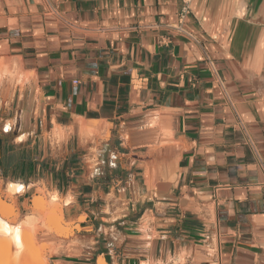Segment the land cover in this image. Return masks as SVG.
Wrapping results in <instances>:
<instances>
[{"label": "crops", "instance_id": "0c3cea01", "mask_svg": "<svg viewBox=\"0 0 264 264\" xmlns=\"http://www.w3.org/2000/svg\"><path fill=\"white\" fill-rule=\"evenodd\" d=\"M184 1L0 0V190L64 201L50 264H264V0Z\"/></svg>", "mask_w": 264, "mask_h": 264}, {"label": "rangeland", "instance_id": "374dc122", "mask_svg": "<svg viewBox=\"0 0 264 264\" xmlns=\"http://www.w3.org/2000/svg\"><path fill=\"white\" fill-rule=\"evenodd\" d=\"M6 191L0 190V203L5 207L7 212L8 219L15 218L12 221V224L17 225L21 222L22 214H17V211L14 206L13 197L16 195L13 191L5 186ZM92 188V187H90ZM39 196L33 199V210L35 213H38L40 217L38 219H30V225L22 223V228L25 236V246L26 250H23L22 257L21 254L17 258L21 257L23 261H16L15 264H50L48 261V255L53 253L55 248L51 247L50 244H46L43 240L45 236L44 233L53 234L57 237L62 238H71L74 236L73 231L78 230V226H73L72 224H66L63 222L61 216L60 207L64 201H59L52 203L50 198L51 193L46 192L45 190H38ZM85 197L82 198L85 200V203H88L93 197V193L90 191L84 193ZM10 210V211H9ZM84 217L80 220L82 221ZM29 225V226H28ZM86 225H92V223H85ZM98 225L93 226L92 233H86L87 231L80 232L79 237H91L97 233ZM104 241L105 244L108 243V239ZM69 244L71 242L69 241ZM73 244H76V240L73 241ZM12 249L9 246L0 247V264H14L12 255ZM13 256V257H12ZM16 260V259H15Z\"/></svg>", "mask_w": 264, "mask_h": 264}, {"label": "bare ground", "instance_id": "6f19581e", "mask_svg": "<svg viewBox=\"0 0 264 264\" xmlns=\"http://www.w3.org/2000/svg\"><path fill=\"white\" fill-rule=\"evenodd\" d=\"M8 189L13 191V193L15 194H19L26 190L24 186L17 183H8ZM7 219L8 216L5 207L0 203V247L9 246L10 249H12L11 253L12 255L15 256L16 259L15 260L14 257L12 256L14 261L13 263L15 264V262L18 260L17 258L20 256V254L22 257L23 250L24 249L26 250L27 248V246H25L26 240L22 228V223H19L17 225H12L7 221ZM24 223L30 225L28 219ZM21 257L19 258L20 260L18 261H23ZM97 264H105V263L102 259H99Z\"/></svg>", "mask_w": 264, "mask_h": 264}, {"label": "built area", "instance_id": "2783aa9c", "mask_svg": "<svg viewBox=\"0 0 264 264\" xmlns=\"http://www.w3.org/2000/svg\"><path fill=\"white\" fill-rule=\"evenodd\" d=\"M189 11V0H185L184 1V6L181 10V13L179 15V19L176 25L173 26V29L176 30L179 33H185V30L183 28V22H184V18L185 16L188 14Z\"/></svg>", "mask_w": 264, "mask_h": 264}]
</instances>
